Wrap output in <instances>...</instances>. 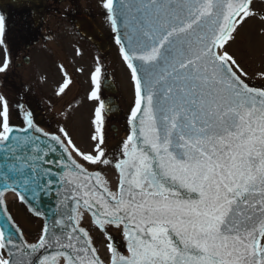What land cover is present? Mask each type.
<instances>
[{"label":"snow or ice","instance_id":"obj_1","mask_svg":"<svg viewBox=\"0 0 264 264\" xmlns=\"http://www.w3.org/2000/svg\"><path fill=\"white\" fill-rule=\"evenodd\" d=\"M102 7L134 86L128 135L118 155L109 153L99 58L87 93L96 102L91 151L78 148L64 127H40L23 96L12 103L0 93V205L7 192L22 202L29 193H64V211L35 243L5 213L0 264H264V88L246 82L227 50L257 15L254 0H103ZM5 33L0 13L6 74ZM59 67L57 96L73 83ZM258 75L264 79V71ZM58 150L57 160L47 159ZM77 157L113 166L115 190ZM53 164L58 172L45 167ZM85 213L107 240L105 258L81 226ZM108 225L121 231L125 251Z\"/></svg>","mask_w":264,"mask_h":264},{"label":"rangeland","instance_id":"obj_2","mask_svg":"<svg viewBox=\"0 0 264 264\" xmlns=\"http://www.w3.org/2000/svg\"><path fill=\"white\" fill-rule=\"evenodd\" d=\"M56 1L58 3H56ZM55 0L46 2L43 22L39 26L38 42L27 50L29 63L23 64V46L18 44L20 36L25 32L24 15L13 13L10 21L13 23L6 29L5 42L11 54V68L0 73V93L13 103L16 94L27 88L36 106L44 108L45 115L50 118L54 128L64 127L74 144L82 151H91L93 141L91 135L94 126L91 123L96 102L88 101L87 93L91 89L90 73L96 66L97 58L117 89L116 99L120 107V118L115 120L116 133L104 128L107 150L119 148L120 141L126 133L121 128L123 115L133 103L134 88L131 74L122 57L115 49L104 16L103 0ZM77 12L88 13L97 27L108 40V51L105 58L100 57L97 50L84 42L75 33L71 24L72 16ZM264 15L257 7V15L239 29L235 39L228 45V51L233 53L241 67L248 74L246 80L254 85L264 86V79L258 73L264 71ZM49 33L52 35L50 36ZM56 33L60 36H56ZM48 34V35H47ZM79 50L80 54H77ZM4 57V46L0 45V62ZM20 64L16 67V64ZM63 65L72 78V85L66 94L57 96L58 83L62 81L60 65ZM77 68L84 71L78 73ZM11 81V83H10ZM49 121V122H50ZM10 209L14 219L27 237H34L39 231V224L25 216L18 203L13 200ZM99 243L102 238L99 236ZM105 252L104 248L101 251Z\"/></svg>","mask_w":264,"mask_h":264},{"label":"water","instance_id":"obj_3","mask_svg":"<svg viewBox=\"0 0 264 264\" xmlns=\"http://www.w3.org/2000/svg\"><path fill=\"white\" fill-rule=\"evenodd\" d=\"M11 1H10L11 2L10 4L13 5L14 7H22V6L29 7L32 11L31 20L33 22V26L35 27L39 24L40 14L43 10L41 0H11ZM254 4L262 5V4H264V0H254ZM0 8L4 11V13H6V7L1 2H0ZM105 16H106V20L108 22V25H109L111 33H112V37L114 39L115 33H113L111 23L107 18L108 17L107 10L105 12ZM73 23H74L76 29L80 32V34H82L84 37H86L91 42L96 44V46L98 47V49L101 53H104L106 51L107 44H106L105 39L103 38L102 34L95 28V26L92 24V22L90 21V19L86 15L80 14V13L74 15ZM114 42H115V39H114ZM117 47L119 48L118 45H117ZM24 62H27L26 58H24ZM102 88L106 92H110L112 95L115 94V92H116L113 83L109 79H106L103 81ZM22 96H23L24 100L26 101L27 105L30 106L31 108H33L32 104H31L30 93H29L28 89H26V88H23L21 91L18 92L16 99L13 103L20 100V98ZM104 101H105L108 109H110V110L106 111L105 114L109 117H117L119 114V109H118L117 103L114 100L113 96L105 98ZM13 120H14V123L21 124V121L18 118H16L15 115L13 117ZM36 121H37V119H36ZM37 123H38V121H37ZM127 125H128V120H127ZM128 128H129V125H128ZM41 138L44 139L43 137H41ZM61 152H62V150H58V152L56 154H49L47 159L57 160L58 156L60 155ZM77 159H79V158L77 157ZM80 162L83 163L84 166L89 169V171H97V170L102 171L104 179H106L109 182V187H111L113 190H115V186L118 183V172L113 166L97 168V167L91 166V165H89V164H87L81 160H80ZM3 163H4V161L2 159H0V165H2ZM45 167H51L54 172L59 171V169L56 167L55 164L45 165ZM58 187L59 186L57 185V188ZM60 192H61L60 196H57L55 190H49L46 192H41L39 194L38 199H32L31 194L29 193V194H27L28 199L24 202H22L15 193H12V192L5 193L4 204L0 205V224L3 223V220L5 218V213H6L7 216L11 217V222H13L17 226V224L15 223V221L11 215V212L9 210V200L11 199L12 196H15L18 200V203L24 208V210L27 212V214L31 218H33L34 220H36L40 223V231H39L38 235H36L35 237H30V238L25 236L23 234V232L21 231V229L18 227L20 230V233L23 234L24 240H26L28 243H35L42 233L43 226L46 223L51 224V222L54 218V214L57 211H64V209L62 207L58 208V205L60 204V201L63 199V195H64L63 189H60ZM36 211H39L41 213V215L37 216ZM81 226L85 227L89 231V234L91 235V237L93 239V245L96 248L99 245V241H98L99 236H100V238H102V241H104L107 244V240L105 239L103 233L100 231V229L97 226L92 224V218H91L89 213H85V217L81 221ZM106 227H107V231L109 232V234H111L114 237V240L120 246L121 251H125V247H124L125 242L123 240L121 231L117 230L112 225H108ZM5 231H7V230H5ZM17 238H19V233L17 234ZM97 250H98V248H97Z\"/></svg>","mask_w":264,"mask_h":264},{"label":"flooded vegetation","instance_id":"obj_4","mask_svg":"<svg viewBox=\"0 0 264 264\" xmlns=\"http://www.w3.org/2000/svg\"><path fill=\"white\" fill-rule=\"evenodd\" d=\"M21 10H25L26 11L27 9H21ZM16 12H19V11H16ZM38 34H40V33H38ZM49 35L52 36L50 33H49ZM56 36L58 37V36H60V34L56 33ZM102 75H103V77H105V74H102Z\"/></svg>","mask_w":264,"mask_h":264},{"label":"bare ground","instance_id":"obj_5","mask_svg":"<svg viewBox=\"0 0 264 264\" xmlns=\"http://www.w3.org/2000/svg\"><path fill=\"white\" fill-rule=\"evenodd\" d=\"M100 249H102V248H100Z\"/></svg>","mask_w":264,"mask_h":264}]
</instances>
